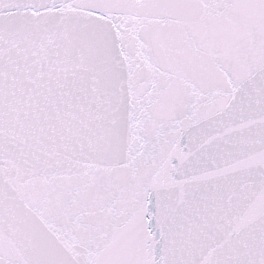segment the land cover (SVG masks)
<instances>
[{"label":"snow or ice","instance_id":"1","mask_svg":"<svg viewBox=\"0 0 264 264\" xmlns=\"http://www.w3.org/2000/svg\"><path fill=\"white\" fill-rule=\"evenodd\" d=\"M0 264H264V0H0Z\"/></svg>","mask_w":264,"mask_h":264}]
</instances>
